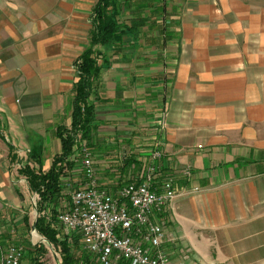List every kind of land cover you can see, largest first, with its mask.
Returning <instances> with one entry per match:
<instances>
[{
	"label": "crops",
	"instance_id": "1",
	"mask_svg": "<svg viewBox=\"0 0 264 264\" xmlns=\"http://www.w3.org/2000/svg\"><path fill=\"white\" fill-rule=\"evenodd\" d=\"M96 3L0 0V264L12 244L21 264L56 259L34 230L25 170L47 173L62 153ZM232 14L261 23L264 0H127L128 31L101 48L89 148L99 184L116 194L151 165L158 186L174 178L179 195L159 217L171 264H264V55L220 39L264 26L234 28ZM63 179L85 180L80 169Z\"/></svg>",
	"mask_w": 264,
	"mask_h": 264
},
{
	"label": "built area",
	"instance_id": "2",
	"mask_svg": "<svg viewBox=\"0 0 264 264\" xmlns=\"http://www.w3.org/2000/svg\"><path fill=\"white\" fill-rule=\"evenodd\" d=\"M77 155L85 180L77 188L65 184L71 201L58 216L64 228L81 236L83 250L97 264H171L163 249L166 233L159 217L179 195L174 178H166L158 186L157 167L151 165L142 178L113 194L99 184L85 142L80 143ZM160 157V151L153 153L154 159ZM23 256L24 248L12 244L1 264H21Z\"/></svg>",
	"mask_w": 264,
	"mask_h": 264
},
{
	"label": "trees",
	"instance_id": "3",
	"mask_svg": "<svg viewBox=\"0 0 264 264\" xmlns=\"http://www.w3.org/2000/svg\"><path fill=\"white\" fill-rule=\"evenodd\" d=\"M127 0H97L92 15V31L88 48L75 63L78 80L73 90L71 127H60L58 135L62 141V153L54 158L47 173L35 172L26 167L30 189L39 196L36 203L38 219L34 223L36 231L56 249H60L61 264H97L94 257L84 251L81 236L77 233L62 236V225L58 216L68 209L70 196L63 177L69 176L79 168L77 148L85 142L92 148L96 130L94 96L100 84L101 72L106 68L103 47L120 43L128 31L121 23L124 2ZM101 60H104L101 63ZM77 160H73V156ZM78 168V169H77ZM79 187L78 181L72 183ZM126 185V184H125ZM63 226V225H62ZM64 227V226H63ZM69 233V234H70ZM71 239V241H69ZM72 243V245H71Z\"/></svg>",
	"mask_w": 264,
	"mask_h": 264
},
{
	"label": "rangeland",
	"instance_id": "4",
	"mask_svg": "<svg viewBox=\"0 0 264 264\" xmlns=\"http://www.w3.org/2000/svg\"><path fill=\"white\" fill-rule=\"evenodd\" d=\"M220 8H221V5H220ZM240 10H241V16L244 15V13H243L244 11H247L245 6L244 7L241 6ZM229 18L230 19H226L225 23H227L229 26H233L234 28H236V24H238V23H240L241 27H246V26L250 25V27H253L255 29H258V28L264 26V21L263 20H260L261 23H259L258 20H250L249 21L247 19L246 20L245 19H241V21L237 22V20H235V15L234 14H232V17H229ZM233 24H235V26ZM246 33H247V31H243V33H241L238 36H235V35H232V34H229V35L227 34L226 37H221L220 36V39H224L225 38L226 39L225 43L229 46V48L234 47L235 44H238V41L242 45L247 43V44H249L251 46H255L254 50L257 51L259 55H264V51H262V49L260 48V46H264V35L246 36ZM220 42H221V40H220ZM260 44H262V45H260ZM241 55H245V52L243 50L241 51ZM242 67H243V65H242ZM252 70H254V69H252ZM256 71L259 74V72H260L259 68H256ZM263 85H264L263 83L260 84V86H263ZM93 161H94V159H93ZM32 204H33V208L35 209V203L32 202ZM35 210L37 212V209H35ZM37 216H38V214H36V217ZM60 227L62 228V230H61L62 233H63L62 236L63 235H70L71 236V233L69 231H67L62 225H60ZM69 241H71V239ZM71 245H72V243H71ZM51 249H52L53 252L57 251L56 259H54V257H53L55 255V253H54L53 255H50L49 258H47L43 263H40V261H38V262L34 261V258H32L31 254H30L29 256H26L23 264H36V263L37 264H61L62 263V259L60 257V249L59 248L56 249L55 247L54 248L51 247ZM24 251H25V249H24ZM37 260H40V259H37Z\"/></svg>",
	"mask_w": 264,
	"mask_h": 264
},
{
	"label": "water",
	"instance_id": "5",
	"mask_svg": "<svg viewBox=\"0 0 264 264\" xmlns=\"http://www.w3.org/2000/svg\"><path fill=\"white\" fill-rule=\"evenodd\" d=\"M35 209H37L36 206H35ZM34 230H36L35 227H34ZM47 242H48V241H47ZM48 243H49V242H48Z\"/></svg>",
	"mask_w": 264,
	"mask_h": 264
}]
</instances>
